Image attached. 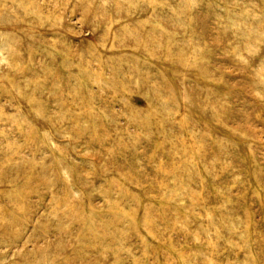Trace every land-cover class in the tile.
Instances as JSON below:
<instances>
[{
  "label": "rangeland",
  "instance_id": "1",
  "mask_svg": "<svg viewBox=\"0 0 264 264\" xmlns=\"http://www.w3.org/2000/svg\"><path fill=\"white\" fill-rule=\"evenodd\" d=\"M0 264H264V0H0Z\"/></svg>",
  "mask_w": 264,
  "mask_h": 264
}]
</instances>
